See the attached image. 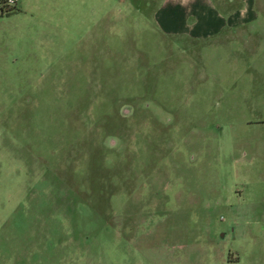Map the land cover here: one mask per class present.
Returning a JSON list of instances; mask_svg holds the SVG:
<instances>
[{
	"label": "rangeland",
	"instance_id": "rangeland-1",
	"mask_svg": "<svg viewBox=\"0 0 264 264\" xmlns=\"http://www.w3.org/2000/svg\"><path fill=\"white\" fill-rule=\"evenodd\" d=\"M154 8L0 0V264H264V0L217 42Z\"/></svg>",
	"mask_w": 264,
	"mask_h": 264
},
{
	"label": "crops",
	"instance_id": "crops-1",
	"mask_svg": "<svg viewBox=\"0 0 264 264\" xmlns=\"http://www.w3.org/2000/svg\"><path fill=\"white\" fill-rule=\"evenodd\" d=\"M254 1L152 0L154 23L163 34L185 37L192 42L234 39L243 26L259 21L252 14ZM247 31L243 29L242 32Z\"/></svg>",
	"mask_w": 264,
	"mask_h": 264
}]
</instances>
